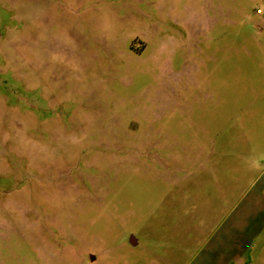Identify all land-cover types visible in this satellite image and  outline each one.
Masks as SVG:
<instances>
[{"label": "rangeland", "instance_id": "rangeland-1", "mask_svg": "<svg viewBox=\"0 0 264 264\" xmlns=\"http://www.w3.org/2000/svg\"><path fill=\"white\" fill-rule=\"evenodd\" d=\"M217 187L264 188V0H0V264H195Z\"/></svg>", "mask_w": 264, "mask_h": 264}, {"label": "crops", "instance_id": "crops-1", "mask_svg": "<svg viewBox=\"0 0 264 264\" xmlns=\"http://www.w3.org/2000/svg\"><path fill=\"white\" fill-rule=\"evenodd\" d=\"M255 190L256 193H253ZM242 191L236 188L212 189L211 198L206 204L212 206L214 237L212 241H203L196 254L195 264H254L253 261H247L246 252L261 235L262 230L259 228H264V219L259 213L251 218L252 212L264 211V188L248 189L245 193ZM237 202L244 203L243 212L238 215ZM243 227L254 229L245 232L241 229ZM244 234L251 238L243 237Z\"/></svg>", "mask_w": 264, "mask_h": 264}, {"label": "built area", "instance_id": "built-area-1", "mask_svg": "<svg viewBox=\"0 0 264 264\" xmlns=\"http://www.w3.org/2000/svg\"><path fill=\"white\" fill-rule=\"evenodd\" d=\"M260 12V11H259Z\"/></svg>", "mask_w": 264, "mask_h": 264}]
</instances>
